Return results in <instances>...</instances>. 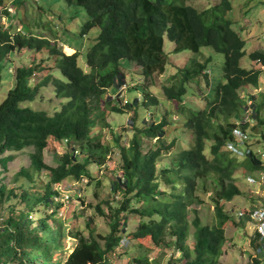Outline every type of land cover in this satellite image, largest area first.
Wrapping results in <instances>:
<instances>
[{
    "label": "trees",
    "instance_id": "16d2710c",
    "mask_svg": "<svg viewBox=\"0 0 264 264\" xmlns=\"http://www.w3.org/2000/svg\"><path fill=\"white\" fill-rule=\"evenodd\" d=\"M26 2L35 4L42 17L48 16L45 33L42 24H29L23 15L18 17L20 27L13 24ZM58 2L84 12L79 37L98 30L85 50L82 66L72 45L64 44L74 53L62 51L59 37L69 28L62 13L51 8L54 3L45 1V7L41 0H0V20H10L0 22V83L6 65L12 74L11 86L0 102V155L9 153L0 158V173L6 172L14 154L28 150V166L14 174L12 185L8 188L0 180V207L5 206L0 217V264H110L120 252H126L128 264H158L156 250H174L176 257H168L165 264H219L231 217L238 222L246 217L250 223L253 210L233 214L225 208L241 194L235 176L240 170L264 172L249 142V153L243 158L226 150L234 129L249 137L250 122H261L254 101L242 97L246 86L257 87L261 72L240 65L245 42L227 18L229 1L219 0L203 9L192 6L193 0ZM9 5L14 16L7 12ZM35 28L38 34L32 32ZM164 38L174 45L172 54L189 51L193 56L176 67L154 95L144 85L164 73L168 63ZM204 48L223 56L222 82L212 88L211 99L200 87L211 86L210 56L202 52ZM24 51H45L53 65L14 62L11 56ZM249 59L264 66V51L251 52ZM123 61L136 66L139 73L141 91L132 101L120 92L121 87L128 88L120 69ZM36 74L39 79L34 83ZM43 90L59 100L52 113L25 106L41 100ZM191 98L203 107L189 102ZM248 99L252 113L244 123ZM128 112L132 117L126 128L115 130L106 122L109 114ZM105 129L111 133L108 140ZM51 139L67 149L55 156L54 166L43 157ZM108 155H118L117 176L108 199L104 197L108 214L100 206L95 210L106 218L109 231L102 235L88 226L85 235L72 226L67 235L75 244L69 254H63L66 234L58 218L63 206L54 198L67 178L91 182V168L105 169L111 159H106ZM40 175L46 184L37 188ZM117 195L119 201H115ZM128 219L136 227L125 232ZM258 237L254 233L255 250L261 245ZM122 240L127 241L126 247L120 246ZM257 256L247 264H260Z\"/></svg>",
    "mask_w": 264,
    "mask_h": 264
},
{
    "label": "rangeland",
    "instance_id": "374dc122",
    "mask_svg": "<svg viewBox=\"0 0 264 264\" xmlns=\"http://www.w3.org/2000/svg\"><path fill=\"white\" fill-rule=\"evenodd\" d=\"M45 1H48L52 4L54 3L51 5V8H53L55 11H58L59 13L61 12L62 18H66L69 33L66 35H60L59 37L61 40L62 51L66 55L70 54L72 50L64 44L72 45L78 54V64L79 66H82L85 50L97 35L98 30L93 29L87 33L85 37H79L78 33L80 31V27L85 20L82 9L78 7H66L64 4L59 3L58 0H41L43 6L46 5L44 3ZM218 1L219 0H193L191 5L197 9H203L216 4ZM228 1L231 5V10L227 14V18L231 21V28L245 42V56L242 57L240 65L244 69H254L261 72L257 87L246 86L243 89L245 94L243 93L242 97L251 98L254 101V104L257 106V109L260 111L259 114L261 122L252 120L250 122L251 126L248 129V132L249 143L251 146L250 149L264 165V70H262L261 65L255 64L249 59V54L251 52L255 50L264 51V0ZM57 6H59V8ZM8 7H10V5ZM21 8L22 9L19 10V13H17L15 16L14 9L11 12H8L11 16H14L13 24H16L20 27L18 21L20 20L19 18L21 15H23L22 17L25 18L26 22L29 24H42L40 29H44V32L47 28L48 16L42 17L43 14H39V10L36 9L35 4H32L31 2H26ZM9 21V19L6 20L4 17L0 20L1 24H9ZM32 32L34 34H38L36 28L32 29ZM42 36H45V34ZM173 46V44L169 43L166 38H164L163 49L168 57V63L165 67L164 73L162 75H155L149 79L147 84L144 85V87L154 95L159 93L158 89L168 80L172 74H174L176 67L183 66L187 59L193 56V54L189 51L172 54L171 51ZM202 52H204L206 56H210L208 72L210 78L209 83L212 87L210 86L208 90H204L205 86L203 84H201L200 87L203 89V93H205L204 95L208 99H211L213 97L212 88L219 82H222L223 56L219 53H213L209 48L202 49ZM11 57H13L14 62L15 59H22L21 62L25 65L31 62L33 64L41 63L44 67L53 65V58H49L47 56V52L45 51L39 54H30L25 53L24 51L21 52L20 55L13 54ZM131 66L128 61H123L120 65V69L125 76L124 84H126L128 87L127 90L121 88L120 92L122 97L125 96L130 101L135 99L141 91L138 86V69L136 66ZM1 74L3 76V80L0 83V102L5 92L11 86L12 74L9 71L8 65H6L1 70ZM38 79L39 76L36 74L33 79L34 83H36ZM41 93L43 96L41 99L42 101L37 100L31 104L26 103L25 106L28 105L32 109L45 110L52 113L54 108L58 105L59 100L55 99L49 90H43ZM111 93L113 92L111 91ZM189 102L195 106L203 107V103L195 100L194 98L189 99ZM131 117L132 112H128L123 115L109 114L106 122L110 124V126L115 130H117L119 128H126V122ZM106 129L103 130V132L105 133V136L108 140L111 136V133H109ZM64 146V143L51 139V141H49V145L44 151V162L49 166H54L55 156L62 155L66 152L67 149ZM27 152L28 150H24L14 154V160L7 164L6 172L0 173V180L2 179L8 188L12 185L10 181L14 174L17 173L21 167L28 166ZM8 154L9 153L0 155V158L3 156H8ZM110 157L111 159L106 163L105 169L98 171L95 167L91 168V172L94 173V179L91 182L89 181V183L86 184V180L83 179L81 180V183H77L72 181V178H67L59 187L61 193L58 197L54 198V201L62 203L61 206H63V208L58 211V218L62 222V229L66 234V238L62 242L61 248V252L63 254H69L75 244V241L68 236L69 234L67 235L69 229L72 226L78 228L85 235H87L86 228L88 226L94 230V233L102 235L107 234L109 231L106 218H103L97 213L95 206H100L104 214H108L106 204L104 203V197L105 199H108L106 195L109 194L111 183L115 180V176H117L115 164L118 162V155H108L106 156V159ZM0 170L2 169L0 168ZM262 174H264V172L240 170L235 176V183L240 188L241 194L234 197L229 203H226L225 208L232 210L233 214H235L236 211H243L264 206V183L257 182L259 181ZM249 176L254 178L256 181L255 184L247 183L246 179ZM45 184L46 180L44 179V176L40 175L39 181L35 183V186L37 188H42L45 186ZM74 195L80 197V200L74 197ZM68 196H71V198ZM201 198L205 199L204 196H201ZM119 200L120 197L117 195L115 201ZM4 207H0V217L3 215ZM45 212L49 213V210ZM199 215H203L202 210H199ZM126 225L127 227L125 232H130L136 227V222L128 219L126 221ZM253 232V224H251V222L248 223L246 217L240 222H238L234 217H231V222H229L225 228L226 242L223 247V255L219 261V264H247L252 257L257 256V254H259L257 253V250L258 248H261V245L259 244V247H257L255 250L253 244L256 242L253 243L255 240L252 242L254 236ZM173 251L174 250H164L161 252L156 250L153 253L159 260L158 264H165L168 257L172 255L176 257V254ZM125 254L126 252L118 253V255L112 257L110 264H128L130 259L126 257L127 255ZM257 257L260 259V264H264V258L262 254H259Z\"/></svg>",
    "mask_w": 264,
    "mask_h": 264
},
{
    "label": "built area",
    "instance_id": "2783aa9c",
    "mask_svg": "<svg viewBox=\"0 0 264 264\" xmlns=\"http://www.w3.org/2000/svg\"><path fill=\"white\" fill-rule=\"evenodd\" d=\"M13 8L10 6L7 8V12H11ZM264 70V66L261 67ZM124 103V102H123ZM251 102L247 101V108L245 110L244 115V123L248 122L249 116L251 115ZM232 138L233 141L229 142L226 145V150L230 151L234 156L237 158H243L249 153V148L247 147V143L249 142V137L247 132H243L240 129L236 128L232 131ZM247 183L255 184L256 181L252 177H247ZM258 183H264V174L260 176ZM240 215V214H239ZM249 219L250 222L253 224L254 233H256L258 237V242L261 243V248L258 249L259 254L264 258V206H260L258 208H253V210L249 211ZM127 241L122 240L120 242V246L125 247Z\"/></svg>",
    "mask_w": 264,
    "mask_h": 264
},
{
    "label": "crops",
    "instance_id": "0c3cea01",
    "mask_svg": "<svg viewBox=\"0 0 264 264\" xmlns=\"http://www.w3.org/2000/svg\"><path fill=\"white\" fill-rule=\"evenodd\" d=\"M69 49H70V48H69ZM71 50H72V49H71ZM73 52H74V50H72V52H71V53H73ZM71 53H70V54H71ZM70 54H68V55H70ZM243 93H244V92H242V94H243ZM244 94H245V93H244Z\"/></svg>",
    "mask_w": 264,
    "mask_h": 264
},
{
    "label": "clouds",
    "instance_id": "9594fccd",
    "mask_svg": "<svg viewBox=\"0 0 264 264\" xmlns=\"http://www.w3.org/2000/svg\"><path fill=\"white\" fill-rule=\"evenodd\" d=\"M74 53V52H73ZM125 86L121 87V88H124Z\"/></svg>",
    "mask_w": 264,
    "mask_h": 264
}]
</instances>
